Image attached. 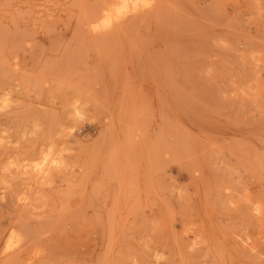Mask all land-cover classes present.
Masks as SVG:
<instances>
[{
    "label": "rangeland",
    "instance_id": "obj_1",
    "mask_svg": "<svg viewBox=\"0 0 264 264\" xmlns=\"http://www.w3.org/2000/svg\"><path fill=\"white\" fill-rule=\"evenodd\" d=\"M126 1L0 0V264H264V0Z\"/></svg>",
    "mask_w": 264,
    "mask_h": 264
},
{
    "label": "bare ground",
    "instance_id": "obj_2",
    "mask_svg": "<svg viewBox=\"0 0 264 264\" xmlns=\"http://www.w3.org/2000/svg\"><path fill=\"white\" fill-rule=\"evenodd\" d=\"M126 3H128V0L126 1ZM126 3H125V4H126ZM123 5H124V4H123ZM136 6H137V5H136ZM121 7H122V6H121ZM122 8H123V7H122ZM133 9H134V8H133ZM127 10H128V9H127ZM122 11H123V10H122ZM125 11H126V9H125Z\"/></svg>",
    "mask_w": 264,
    "mask_h": 264
}]
</instances>
